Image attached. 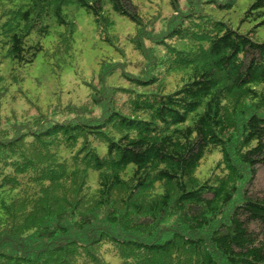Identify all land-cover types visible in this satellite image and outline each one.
I'll use <instances>...</instances> for the list:
<instances>
[{"label": "trees", "instance_id": "trees-1", "mask_svg": "<svg viewBox=\"0 0 264 264\" xmlns=\"http://www.w3.org/2000/svg\"><path fill=\"white\" fill-rule=\"evenodd\" d=\"M108 1L136 58L103 66L85 101L0 116V264H264V0L246 33L212 0ZM71 4L111 27L103 0H0V95L50 15L65 25L54 52L70 49Z\"/></svg>", "mask_w": 264, "mask_h": 264}, {"label": "rangeland", "instance_id": "rangeland-1", "mask_svg": "<svg viewBox=\"0 0 264 264\" xmlns=\"http://www.w3.org/2000/svg\"><path fill=\"white\" fill-rule=\"evenodd\" d=\"M252 1L230 0L228 2L231 6H225V0H212L203 5L204 11L212 18L227 21L232 28L246 33L259 22L242 21L244 12ZM180 4L184 7L183 0ZM103 9L105 15L112 20L107 31L97 25L93 14L86 12L83 7L71 4L63 8L68 19L74 21L70 49L67 52H54L55 45L65 30V25L57 24L54 16L50 15L45 21L48 26L46 35L40 36L34 32L31 34L34 40L41 43L43 50L31 64L15 69L18 84L8 85L7 90L0 95L1 117H11L13 113L20 117L23 112L25 118H28L26 116L33 114L36 108L39 112L52 113L58 102L64 105L68 102L77 104L85 101L90 90L89 85L98 86L99 75L103 77L106 74L103 66H110V63L123 64V58H136L137 55L130 50V43L126 38L132 32L134 24L125 16L114 12L108 0H103ZM164 10L167 9H163L164 14L169 13ZM184 20H188L187 16L182 17V21ZM108 35L111 43L106 40ZM254 39L258 42L264 41V25L255 27ZM8 64L7 61L0 64V74L9 72ZM128 69L132 70L131 64ZM105 80L113 85L124 83L118 73H113ZM254 187L264 188V166L257 171Z\"/></svg>", "mask_w": 264, "mask_h": 264}]
</instances>
